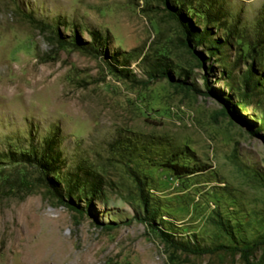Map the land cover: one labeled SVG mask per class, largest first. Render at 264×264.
Instances as JSON below:
<instances>
[{
  "label": "rangeland",
  "instance_id": "374dc122",
  "mask_svg": "<svg viewBox=\"0 0 264 264\" xmlns=\"http://www.w3.org/2000/svg\"><path fill=\"white\" fill-rule=\"evenodd\" d=\"M0 264H264V0H0Z\"/></svg>",
  "mask_w": 264,
  "mask_h": 264
},
{
  "label": "trees",
  "instance_id": "16d2710c",
  "mask_svg": "<svg viewBox=\"0 0 264 264\" xmlns=\"http://www.w3.org/2000/svg\"><path fill=\"white\" fill-rule=\"evenodd\" d=\"M187 28H188V25H187ZM190 29V27H189ZM204 37V34L203 33H198L195 35V42L197 44H201L202 43V39ZM173 169L178 171V172H182V170H184L185 168L184 167H179L177 165L173 166ZM71 206V205H70ZM73 207L74 209H79L78 207L76 206H71ZM113 226H116V224H112V225H109L110 228H112ZM176 248H180V246H178L177 244H174ZM221 249H229V247L227 246H218L216 248H199V249H194V250H191L193 253L195 254H199V255H204V254H211V253H215ZM243 255L248 258L249 255H250V249L246 248V249H241Z\"/></svg>",
  "mask_w": 264,
  "mask_h": 264
},
{
  "label": "bare ground",
  "instance_id": "6f19581e",
  "mask_svg": "<svg viewBox=\"0 0 264 264\" xmlns=\"http://www.w3.org/2000/svg\"><path fill=\"white\" fill-rule=\"evenodd\" d=\"M36 261H34V263H35Z\"/></svg>",
  "mask_w": 264,
  "mask_h": 264
}]
</instances>
